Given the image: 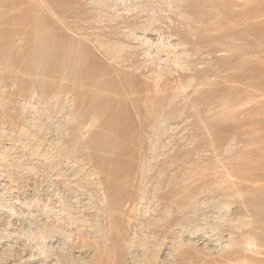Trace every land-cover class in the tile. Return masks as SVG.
<instances>
[{
	"label": "rangeland",
	"instance_id": "374dc122",
	"mask_svg": "<svg viewBox=\"0 0 264 264\" xmlns=\"http://www.w3.org/2000/svg\"><path fill=\"white\" fill-rule=\"evenodd\" d=\"M248 233L264 0H0V264H264Z\"/></svg>",
	"mask_w": 264,
	"mask_h": 264
},
{
	"label": "bare ground",
	"instance_id": "6f19581e",
	"mask_svg": "<svg viewBox=\"0 0 264 264\" xmlns=\"http://www.w3.org/2000/svg\"><path fill=\"white\" fill-rule=\"evenodd\" d=\"M160 78V77H159ZM241 230V229H240ZM242 240H247V242H249V244L250 243H252V244H254V245H256V246H263L264 244H262V242L261 241H264V236H263V239L261 240L260 239V242L258 243L256 240H255V237L253 238V239H251V236H250V234L248 233V234H243L242 236ZM252 240V241H251ZM264 243V242H263ZM249 244H247V245H249ZM245 246V245H244ZM231 247V246H230ZM262 248V247H261ZM251 249H252V245H251ZM240 250V249H239ZM255 251V250H254ZM237 252H240V251H237ZM246 252V251H245ZM252 252V251H251ZM258 253H261V254H263L264 252L262 251V250H258L257 251ZM248 253V252H247ZM255 253H256V251H255ZM254 253V254H255ZM251 254V253H250ZM252 255V254H251ZM255 256V255H254ZM247 258V257H246ZM242 259V258H241ZM241 259H239V260H241ZM247 259H245L244 261H246ZM232 262H234V261H232Z\"/></svg>",
	"mask_w": 264,
	"mask_h": 264
}]
</instances>
